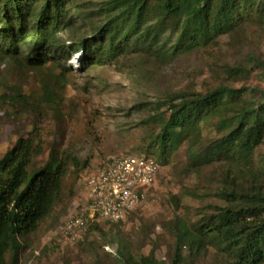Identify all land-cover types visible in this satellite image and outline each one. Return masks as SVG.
I'll return each instance as SVG.
<instances>
[{
	"label": "trees",
	"instance_id": "16d2710c",
	"mask_svg": "<svg viewBox=\"0 0 264 264\" xmlns=\"http://www.w3.org/2000/svg\"><path fill=\"white\" fill-rule=\"evenodd\" d=\"M87 9L81 0H0V60L35 72L42 89L35 97L21 85L10 84L0 96L4 104L31 117V129L0 158V264H19L23 239L38 232L73 194L88 164L77 154L53 146L48 162L37 165V157L45 150L43 116L49 108L59 111L68 85L66 62L74 54H82L85 72L118 66L131 56L173 60L261 19L264 4L261 0H105L99 12L105 21L100 24L91 23L95 17ZM83 20L91 24L84 34ZM245 90L220 87L207 93L170 94L165 103L170 116L146 155L163 164L187 140L195 168L218 160L248 159L264 139V99L245 104L232 117L224 116ZM217 116L221 118L217 126L227 133L198 149L202 123ZM221 196L227 204L193 229L179 222L172 264L182 261L184 245L198 249L208 242L224 246L229 254L224 264L264 261L263 189H234ZM87 229H98V224L91 221ZM120 264H154V258L138 260L128 255Z\"/></svg>",
	"mask_w": 264,
	"mask_h": 264
},
{
	"label": "rangeland",
	"instance_id": "374dc122",
	"mask_svg": "<svg viewBox=\"0 0 264 264\" xmlns=\"http://www.w3.org/2000/svg\"><path fill=\"white\" fill-rule=\"evenodd\" d=\"M81 1L95 17L91 23L105 21L99 13L105 0ZM87 29H91L90 21L83 20L81 33ZM81 61L82 54L76 53L66 62L68 85L59 111L49 108L43 116L45 150L37 157V165L48 162L53 146L77 154L88 164L82 168L73 194L38 232L23 239L19 264H120L128 255L138 260L153 255L154 264H172L177 256L179 222L192 228L208 219L227 204L221 196L224 191H264V139L248 159L218 160L198 168L192 165L186 140L160 165L141 207L120 223L106 222L91 213L98 229H86L78 240L65 242V222L88 206L86 177L105 167L113 156L146 155L170 116L165 104L170 94L207 93L220 87L246 89L225 117L264 99V9L261 19L246 22L210 46L173 60L131 56L121 59L118 66L88 72ZM10 84L21 85L26 94L35 97L42 93L35 72L0 60V96ZM220 119L217 116L202 123L198 149L227 133L217 126ZM30 120L27 113L4 104L0 97V158L31 129ZM181 255L180 264H224L229 259L223 245L211 242L198 249L184 245Z\"/></svg>",
	"mask_w": 264,
	"mask_h": 264
},
{
	"label": "built area",
	"instance_id": "2783aa9c",
	"mask_svg": "<svg viewBox=\"0 0 264 264\" xmlns=\"http://www.w3.org/2000/svg\"><path fill=\"white\" fill-rule=\"evenodd\" d=\"M160 165L154 156L121 154L113 156L102 169L89 174L86 177L88 206L65 222L62 228L64 241L71 243L81 237L82 231L95 221L91 213L118 222L141 207Z\"/></svg>",
	"mask_w": 264,
	"mask_h": 264
}]
</instances>
